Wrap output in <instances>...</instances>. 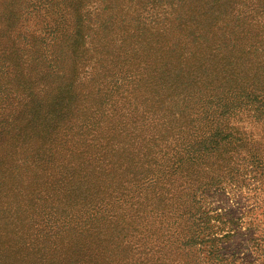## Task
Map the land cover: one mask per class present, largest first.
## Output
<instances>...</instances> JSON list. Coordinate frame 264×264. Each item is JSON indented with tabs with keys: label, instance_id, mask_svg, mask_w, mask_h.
I'll return each mask as SVG.
<instances>
[{
	"label": "rangeland",
	"instance_id": "1",
	"mask_svg": "<svg viewBox=\"0 0 264 264\" xmlns=\"http://www.w3.org/2000/svg\"><path fill=\"white\" fill-rule=\"evenodd\" d=\"M143 2V9L134 13V22L144 27L146 43L162 48L160 41H166L168 50L160 53L165 58L171 54L178 57L177 49L192 54L190 61L184 60L186 72L182 79L160 71L145 74L136 69V63L147 59V51L134 47L132 41L123 45V33L116 36L113 44L97 37L101 34H95L97 24L91 29L87 25L81 29L85 35L82 48L77 37H72L75 20L65 16L64 23L69 28H56V39L50 42L46 28H55L56 8L43 10L38 0H0V264H110L106 260L111 253L108 247H116L118 264H162L153 262L157 256L180 259V245L168 243L153 218L150 235L139 233L134 238L138 247L123 239L132 227L128 225L130 208L137 215V205L133 203L138 201V192L132 199L126 197L118 202L119 192H112L119 174L106 166L96 169L87 160L94 152L97 133L104 140L110 138L93 124L105 119L132 124L145 116L143 109L151 105V101H146L150 91L166 99L160 107L169 118L170 112L175 113L176 125L196 121L202 93L217 94L216 107L233 98L238 104L241 94L264 89V0ZM133 4L131 10L135 8ZM107 6V0H91L89 5L81 6L80 14H87L85 17L96 23L95 15L101 14L103 20ZM179 14L182 20L188 18L183 34L194 36L198 42L175 35L170 26L177 28ZM68 17L69 22L65 21ZM128 17L132 19L133 14ZM145 20L147 23L142 26ZM117 27L114 32L120 31ZM109 29L110 26L104 28L106 32ZM96 51L110 54L113 63L100 59ZM204 58H210L212 67L217 69L208 76L212 80L208 88L201 87L203 79L191 74L193 70H206L202 66ZM157 79L167 80L168 84L158 85ZM135 95L140 97L138 103ZM105 101V116L94 119V107ZM143 101L144 108L138 105ZM253 109L244 106L230 119L250 141L242 148L230 149L236 151L235 158L240 157L236 160L240 164L236 181L231 182L228 177H223L221 183L215 181L209 191L201 192L197 206L191 195L185 197L177 190L178 201L187 209L202 207L210 210V215L221 213L222 219L228 220L223 223L221 217L211 219L213 231L220 237L216 244L223 264L264 261V251L259 248H264V176L250 171L251 156L263 154L264 159V121L257 120ZM151 124L155 123L149 120L148 125ZM92 130L94 136L90 135ZM116 150L112 153L119 156L113 155L118 164L124 156L136 154L134 148ZM181 176L179 173L174 180ZM97 186L108 192L102 191L103 206L93 211L88 203L101 201L90 195L91 188L97 190ZM160 188L145 186L154 201ZM104 233L106 236H102ZM109 238L118 242H107ZM157 238L159 242L154 243ZM92 244L106 253L96 256L89 249ZM143 253H148L146 258ZM202 253L204 258L207 253Z\"/></svg>",
	"mask_w": 264,
	"mask_h": 264
},
{
	"label": "trees",
	"instance_id": "2",
	"mask_svg": "<svg viewBox=\"0 0 264 264\" xmlns=\"http://www.w3.org/2000/svg\"><path fill=\"white\" fill-rule=\"evenodd\" d=\"M38 1L42 2L39 7L43 10H47L48 8L51 11L52 8L57 9L53 13L56 16V20H53L55 28H46V34L49 35L47 39L50 42L56 39L55 36L58 33L56 28L65 27V30L69 28L68 23H64V17L69 16L70 20H73V22L75 20V25L73 26L75 31L72 33V37H77L82 48L84 47L81 41L83 42L85 40V35L81 29L87 25L91 29L97 24L95 34L101 31V34L97 37L109 39L114 44L116 43V36L123 33L125 35L120 40L123 45L127 41H132L134 47L147 51V59L134 65L142 73L150 74L160 71L161 73H169L179 79L183 78L186 71L182 65L186 64L184 60H191L190 56L192 54L190 52L183 54V51L177 49L178 57L171 54L165 58L160 53L168 50L166 41H160L162 48H154L146 43L147 35L144 27L140 28V25L134 22V13L139 9H143V0H107V3H109V6H107L108 13L104 15L103 20L99 17L101 14L95 15L96 23L91 22V19H87L85 17L87 14H80L81 6L89 5L91 0ZM132 4L135 7L134 10H131ZM173 10L175 11L176 8ZM88 13L90 12L88 11ZM130 13L133 14L132 19L128 17ZM171 14L174 13L172 12ZM69 17L65 21L69 22ZM181 18L182 15L179 14L177 18L178 24L177 26L175 25L177 28L171 25V29L180 39L184 38L193 43L196 42L197 39L194 36L183 34L182 30L186 28L188 18H184L183 20ZM146 23L147 20L142 23V26ZM108 26H110V29L106 32L104 28ZM116 27L120 29L119 32H114L116 31ZM203 43L206 44L205 41ZM150 50H153V53ZM191 52L194 53L192 49ZM138 53L141 56L142 53L140 51ZM96 55L100 59L106 60V63H113L112 60H109L111 56L108 53L96 51ZM202 66L206 68L205 71L193 70L191 74L192 76L203 79L201 87L208 88L212 84V80L208 76L213 72H217V69L215 65L212 67L210 58H204ZM127 67L128 70L133 68L132 65ZM124 78L127 77L124 76ZM220 81L221 78L217 80L216 87H218L217 83ZM156 84H168V81L157 79ZM252 90L253 93L241 94L238 104L235 103L237 99L233 98L230 102L220 100L221 102L216 107L215 99L217 94L209 95V92L202 93L198 100L201 107L195 112L199 119L197 118L196 121H184L182 124L176 125L173 124L175 113L170 112L169 118L166 115V110L160 107L166 99L150 91L146 101H151V105L144 108L143 106H146L144 105V101L143 103H139L138 105L144 108L145 116L134 120L132 124L112 123L106 119L93 124L101 133L104 134L106 132L110 138L104 140V136L97 133L98 138L95 139L97 143L92 146L94 152L91 153L90 158L86 155L87 160L90 159V163H94L96 169H102L106 166L119 174L118 184L112 192V194L116 191L119 192L120 195L116 196L118 202H121L123 198L133 197L138 192V201L133 203L137 205L134 210V212H137V215L132 212L130 206H127L130 208L128 225L132 227L129 229L127 235L123 236V239L129 245L134 246V248L138 247L139 245L137 244L139 243L134 242V238L136 239L139 233L149 234V231L153 227V221L150 220L153 218L159 222L157 228H159L162 237L168 243L174 241L180 245V259L168 260L165 256L161 258L157 256L152 258L154 259L153 262H161L162 264H223V255L220 254L221 249L216 244L220 240V237H217L216 233H214V224L211 221L213 217H216L217 220H219V217L222 219L221 213H216V216H213L210 215V210L208 211L202 207L187 209L183 202L178 201L177 195L179 192L177 193V190H180V193L184 196L186 195L188 197L191 195L193 197L192 202L197 206L201 192L205 190L209 191L215 181L221 183L220 181L223 177L231 178V182L236 181L235 178L238 177L240 171V164L236 160H239L240 157L235 158L234 154L236 151H231L230 149L233 146L242 148L250 141L244 132L241 133L234 126L230 119L234 117L235 111L240 110L244 106H251L254 108L253 111L256 114L257 120L264 121V89ZM104 96L107 98L109 95L106 93ZM133 98L138 103L140 97L135 95ZM107 104L105 101L104 103L101 102L97 108L94 107V119L98 115L105 116L104 113ZM113 112L116 111L113 110ZM149 120L154 121L155 124L148 125ZM162 123H164V127H162ZM175 129L176 132H173ZM90 135L94 136L95 130H92ZM116 148L123 151H126V149L127 151H131L134 148L136 151V154H134L135 157L132 158L134 155L130 157L124 156L122 161L119 159L120 163L118 164L117 161L113 160V155H116L112 153L117 151ZM116 157L119 158V156ZM200 158H203V160L198 161ZM125 159L127 160L124 161ZM106 160H110V162ZM115 164L118 165L115 166ZM263 164V154L250 157L251 172L259 171L261 176H264ZM179 173L182 176L178 178V181H175L177 179L174 180V178ZM147 185L161 187L159 190L160 195H158L155 201L153 200V196L146 193L145 186ZM142 188L143 191H139ZM102 191L105 193L108 192L107 190H98V186L97 190L94 187L91 188V197H94V200L99 199L101 201H96L95 203L90 201L88 208L91 207V210L95 211L96 207L103 206L104 199L101 195L103 193ZM143 197L144 201L139 202ZM104 210L105 212L108 211L106 209ZM221 221L226 223L228 220L222 219ZM227 235L224 236L226 237ZM102 236H106V234L104 233ZM151 237L154 238L153 236ZM159 240L160 238H157L154 243L159 242ZM107 242L115 243L118 240L109 238ZM196 244L205 247L203 249L197 248ZM90 248L96 252V256L102 253L101 248L97 245L94 246L92 244L89 246ZM259 248L260 251H264L263 246ZM106 249L111 250L110 255L106 256V260L110 264H118L120 262V255L116 254V247H108ZM204 250L207 254L202 258V252ZM104 253H106V250L102 254ZM147 254L143 253L145 258ZM80 261L85 262V259H81ZM92 264L96 263L93 261ZM260 264H264V261Z\"/></svg>",
	"mask_w": 264,
	"mask_h": 264
}]
</instances>
